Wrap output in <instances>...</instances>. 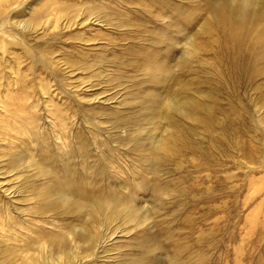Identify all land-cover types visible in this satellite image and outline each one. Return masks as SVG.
Here are the masks:
<instances>
[{"label": "rangeland", "instance_id": "obj_1", "mask_svg": "<svg viewBox=\"0 0 264 264\" xmlns=\"http://www.w3.org/2000/svg\"><path fill=\"white\" fill-rule=\"evenodd\" d=\"M263 10L0 0V264H264Z\"/></svg>", "mask_w": 264, "mask_h": 264}, {"label": "bare ground", "instance_id": "obj_2", "mask_svg": "<svg viewBox=\"0 0 264 264\" xmlns=\"http://www.w3.org/2000/svg\"><path fill=\"white\" fill-rule=\"evenodd\" d=\"M242 2V1H241ZM18 4V3H17ZM16 4V5H17ZM242 7H245L246 9H248L247 7H249L250 5H251V3H250V1H244V2H242ZM254 6V5H253ZM252 8V7H251ZM245 9V10H246ZM250 9V8H249ZM263 12H264V10H263ZM244 13V12H243ZM235 32V31H234ZM66 195H67V197L62 201L63 203H64V205H66V204H68L69 202L71 203L72 202V196L69 194V193H66ZM51 197V196H50ZM74 199V198H73ZM62 203V204H63ZM66 203V204H65ZM72 203H76V201L75 202H72ZM136 218V217H135ZM3 224V223H2ZM3 228V227H2ZM4 234H7V233H4ZM4 236V235H3ZM59 256V258H61V256L60 255H58Z\"/></svg>", "mask_w": 264, "mask_h": 264}]
</instances>
